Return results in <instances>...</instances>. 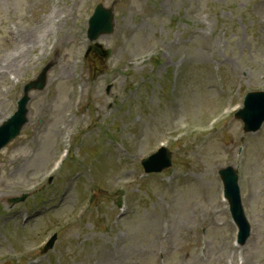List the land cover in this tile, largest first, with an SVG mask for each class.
Segmentation results:
<instances>
[{
    "label": "rangeland",
    "instance_id": "374dc122",
    "mask_svg": "<svg viewBox=\"0 0 264 264\" xmlns=\"http://www.w3.org/2000/svg\"><path fill=\"white\" fill-rule=\"evenodd\" d=\"M207 22L211 23L210 20H207ZM207 31H209V28L206 29ZM195 45L198 47L199 46V42H195ZM202 54L198 51H196L195 53L190 54L191 58L194 59L196 57H200ZM258 72H260V69H257ZM8 181L6 180V178L0 174V184L4 185L6 184ZM49 222V219L44 220L40 225L39 228L41 229L45 224H47ZM61 255V252L58 254ZM71 263V259L69 256H66L65 259H63L61 261V264H70ZM71 264H81V262L75 260L74 262H72Z\"/></svg>",
    "mask_w": 264,
    "mask_h": 264
}]
</instances>
